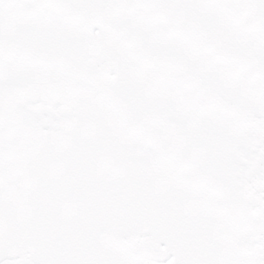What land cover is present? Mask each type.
Returning <instances> with one entry per match:
<instances>
[{
    "label": "snow or ice",
    "instance_id": "obj_1",
    "mask_svg": "<svg viewBox=\"0 0 264 264\" xmlns=\"http://www.w3.org/2000/svg\"><path fill=\"white\" fill-rule=\"evenodd\" d=\"M0 264H264V0H0Z\"/></svg>",
    "mask_w": 264,
    "mask_h": 264
}]
</instances>
